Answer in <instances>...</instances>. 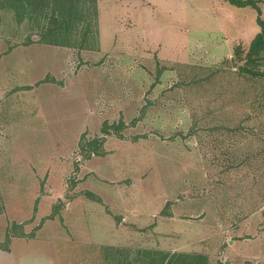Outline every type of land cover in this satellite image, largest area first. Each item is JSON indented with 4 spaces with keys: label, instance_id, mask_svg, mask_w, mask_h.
I'll list each match as a JSON object with an SVG mask.
<instances>
[{
    "label": "rangeland",
    "instance_id": "obj_1",
    "mask_svg": "<svg viewBox=\"0 0 264 264\" xmlns=\"http://www.w3.org/2000/svg\"><path fill=\"white\" fill-rule=\"evenodd\" d=\"M258 1L96 0L79 48L42 42L47 18L0 0V264L169 247L264 264V80L234 59L264 20ZM133 225L134 246H105Z\"/></svg>",
    "mask_w": 264,
    "mask_h": 264
},
{
    "label": "trees",
    "instance_id": "obj_2",
    "mask_svg": "<svg viewBox=\"0 0 264 264\" xmlns=\"http://www.w3.org/2000/svg\"><path fill=\"white\" fill-rule=\"evenodd\" d=\"M5 1L11 2L16 10L20 8V11L28 18H47L41 35L42 42L46 44L62 47H74L76 45V47L83 48L88 37L94 38L95 36L96 30L93 29V26H95L97 19L96 0ZM226 2L237 8L251 7L258 11V0H226ZM257 25L259 32L248 45L245 48L237 46L234 49V59L237 62L235 72L254 81L264 80V20L257 17ZM88 197L95 200V196L90 193H88ZM48 218L53 217L50 215ZM19 236H25L23 231ZM108 251L104 258L109 259L108 264H110L113 261L110 259L115 256L114 259H118V256L116 249ZM138 253L141 255L138 254L140 259L135 258L127 264H208L207 256L203 254H168L161 251L143 250Z\"/></svg>",
    "mask_w": 264,
    "mask_h": 264
},
{
    "label": "crops",
    "instance_id": "obj_3",
    "mask_svg": "<svg viewBox=\"0 0 264 264\" xmlns=\"http://www.w3.org/2000/svg\"><path fill=\"white\" fill-rule=\"evenodd\" d=\"M93 201V200H92ZM107 214H111L110 212H106ZM172 214L174 215L175 214V212H171V214H169V221L170 222H175V221H177L178 220V218H176V217H173V218H170V217H172ZM118 217H116V219H117ZM180 218H183V217H180ZM168 220L167 219H165V221H167L168 222ZM171 220H173V221H171ZM178 221H180V219L178 220ZM181 221H187V219H185V218H183ZM120 224H123V226H125V227H127L126 226V222L125 221H122ZM156 223H154V221H153V223L152 224H150V225H148V229H150V235H154V233L155 234H157L158 233V236L160 235L161 237H162V235H164L162 238H164V239H167L168 237H167V235H166V233H164V231L163 232H161L162 231V229H161V231H157V229H156V225H155ZM128 225V224H127ZM146 226V225H145ZM133 227H134V225H133ZM135 227H137V226H135ZM132 228L133 229V232H135L134 234L136 235L135 237H133L128 243H126V244H115V245H105V244H101V245H105V246H110V247H116V248H123V247H125V246H127V247H132V246H134L135 245V243H137V240L139 241V239H136V237L139 235L138 233H139V231H136L135 229L136 228ZM122 229H125V228H120V230H122ZM163 230H166V228L165 229H163ZM138 234V235H137ZM152 242V241H151ZM150 243V241H147V243L146 244H149ZM229 244H231V242H229ZM101 245H99V248H101ZM150 247H152L151 245H149ZM191 247V246H190ZM161 248V247H160ZM1 250H9V247H4V248H0ZM147 249H151V248H147ZM162 250H160L161 252H163V253H165V252H169L168 254H172V253H174V251H172V248H161ZM153 250H157V249H152L151 251H153ZM183 252H188V251H183ZM186 254H189V253H186ZM201 255V254H200ZM204 255V254H203ZM206 256V255H205ZM207 259H208V257H207ZM98 260V263L99 264H108V262H109V259H107V258H102V257H99V258H96L94 261H93V263L95 262V261H97ZM115 262H116V260H113L110 264H115ZM208 264H213L212 262H210L209 260H208ZM233 264V263H232Z\"/></svg>",
    "mask_w": 264,
    "mask_h": 264
}]
</instances>
